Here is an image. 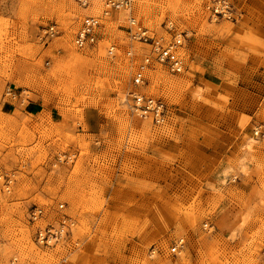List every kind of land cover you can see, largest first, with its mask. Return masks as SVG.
I'll return each mask as SVG.
<instances>
[{"label":"rangeland","instance_id":"obj_1","mask_svg":"<svg viewBox=\"0 0 264 264\" xmlns=\"http://www.w3.org/2000/svg\"><path fill=\"white\" fill-rule=\"evenodd\" d=\"M211 1L0 0V264H264V0H229L230 19ZM130 17L178 44L182 71L137 88L172 106L163 126L124 101L150 52ZM60 203L71 237L37 245L28 212Z\"/></svg>","mask_w":264,"mask_h":264},{"label":"built area","instance_id":"obj_2","mask_svg":"<svg viewBox=\"0 0 264 264\" xmlns=\"http://www.w3.org/2000/svg\"><path fill=\"white\" fill-rule=\"evenodd\" d=\"M82 6H86L88 0H77ZM132 0H106L104 14L108 9L118 10L131 6ZM207 10L214 17L233 18L234 8L229 0H212L207 5ZM101 25L98 17L87 16L80 29L75 33L73 42L76 47L94 45L97 40V29ZM56 34L55 25H48L41 30L39 40L46 43ZM129 37L150 46V52L142 59L141 64L133 74L131 86L124 95V101L130 111L140 118H148L153 124L163 126L173 115V108L162 98L144 95L137 88L144 84L145 69L156 64L164 65L170 72L180 73L183 62L177 53L178 44L173 40H165L163 37L150 34L148 30L141 26L133 17L129 18ZM114 46H109L107 53L112 54ZM130 55V52H128ZM48 64V62H47ZM6 95H12L11 90L6 91ZM259 130V128H258ZM263 131V129L259 130ZM10 179L8 180V182ZM65 205L60 203L57 210L60 212L58 218L50 221L51 208L49 206L34 205L28 212V220L33 228L34 242L39 246L52 247L71 237L75 220L65 211ZM182 238L173 242L170 247L172 253L176 254L184 247ZM154 252V250H152Z\"/></svg>","mask_w":264,"mask_h":264},{"label":"crops","instance_id":"obj_3","mask_svg":"<svg viewBox=\"0 0 264 264\" xmlns=\"http://www.w3.org/2000/svg\"><path fill=\"white\" fill-rule=\"evenodd\" d=\"M32 108L34 109L35 113H38L40 110V105L38 103H32Z\"/></svg>","mask_w":264,"mask_h":264}]
</instances>
